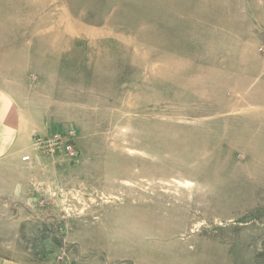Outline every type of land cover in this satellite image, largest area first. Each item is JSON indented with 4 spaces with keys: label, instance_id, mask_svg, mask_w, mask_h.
Returning <instances> with one entry per match:
<instances>
[{
    "label": "rangeland",
    "instance_id": "rangeland-1",
    "mask_svg": "<svg viewBox=\"0 0 264 264\" xmlns=\"http://www.w3.org/2000/svg\"><path fill=\"white\" fill-rule=\"evenodd\" d=\"M0 98L1 258L264 264V0H0Z\"/></svg>",
    "mask_w": 264,
    "mask_h": 264
},
{
    "label": "crops",
    "instance_id": "crops-1",
    "mask_svg": "<svg viewBox=\"0 0 264 264\" xmlns=\"http://www.w3.org/2000/svg\"><path fill=\"white\" fill-rule=\"evenodd\" d=\"M4 102V99L0 98V107H1V103ZM14 109L11 107H8L6 105L5 107V115L10 116V119H12V123L10 122L9 127H7V134L5 136H3L2 139H5L4 141V145L6 143V145L12 146V144H15L16 142V138H17V133H18V129L16 127V122L14 121ZM1 124V123H0ZM0 139H1V134H0ZM2 144H0L1 146ZM3 153V152H2ZM1 155V153H0ZM0 264H21L19 262H9L4 258L0 257Z\"/></svg>",
    "mask_w": 264,
    "mask_h": 264
}]
</instances>
